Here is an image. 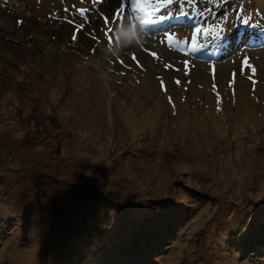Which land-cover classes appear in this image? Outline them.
I'll return each mask as SVG.
<instances>
[{"label":"rangeland","instance_id":"1","mask_svg":"<svg viewBox=\"0 0 264 264\" xmlns=\"http://www.w3.org/2000/svg\"><path fill=\"white\" fill-rule=\"evenodd\" d=\"M242 1L255 16L215 0L210 26L264 37ZM127 4L0 0V264H264V43L216 66L145 33L112 56Z\"/></svg>","mask_w":264,"mask_h":264},{"label":"clouds","instance_id":"2","mask_svg":"<svg viewBox=\"0 0 264 264\" xmlns=\"http://www.w3.org/2000/svg\"><path fill=\"white\" fill-rule=\"evenodd\" d=\"M115 36L118 38L115 45L109 44L105 51L112 56H119L122 49L132 44H140L145 36V29L134 18L129 17L124 23L118 24L115 29Z\"/></svg>","mask_w":264,"mask_h":264},{"label":"snow or ice","instance_id":"3","mask_svg":"<svg viewBox=\"0 0 264 264\" xmlns=\"http://www.w3.org/2000/svg\"><path fill=\"white\" fill-rule=\"evenodd\" d=\"M86 9H79V12L81 14L85 13ZM146 11V4L145 0H135V6L133 7V13L136 12H145ZM118 18L120 19L121 23L125 22V18L120 15V13H117ZM132 18H134V21L139 20L140 26L142 28H146L151 24V21L146 20L143 16H138V15H132ZM105 22L107 23V19L105 18ZM247 23V22H245ZM195 32L198 34L204 35L206 38L211 37L213 41H215L216 47H220L224 43V29L221 28L220 30L216 31L212 28V26L208 25L207 22L205 23V26H196L195 27ZM166 39L171 40L172 35L171 33H165ZM193 44L196 43V40L193 39ZM196 49H194L195 51ZM153 56H156V53H152ZM135 58V57H134Z\"/></svg>","mask_w":264,"mask_h":264},{"label":"trees","instance_id":"4","mask_svg":"<svg viewBox=\"0 0 264 264\" xmlns=\"http://www.w3.org/2000/svg\"><path fill=\"white\" fill-rule=\"evenodd\" d=\"M250 4V3H249ZM253 4V3H252ZM252 8H254V5H252L251 6ZM16 165H14V167H15ZM16 168V167H15ZM7 170H9V168L7 169ZM11 170V169H10ZM9 170V171H10ZM13 173V172H12ZM137 234V233H136ZM149 233H147V232H144V235H142V234H137L138 236H143V239H144V237L145 236H147ZM152 237V234L150 235V238ZM261 238V241L264 239V235L263 236H261L260 237ZM141 241H143V240H141ZM154 241V240H153ZM249 241H247V243H246V245L248 246L249 244ZM260 244H261V242H260ZM262 246L264 245V244H261ZM241 247H245V244L243 243L242 244V246ZM256 248V247H255ZM246 249V248H245ZM114 254H116V256H118L117 257V259H116V261H119L118 262V264H132L134 261H137V260H140L141 258H143V256L141 255V254H136V255H133V254H131L132 252H129V251H125L124 250V247L122 246V247H117V248H112V249H110ZM253 248H252V246H249V249L248 250H245V251H243L245 254H246V259L247 260H249L250 259V257L252 256V254H253ZM256 252H259V250L257 249V251L255 250V253ZM261 252H262V250H261ZM247 254L249 255V256H247ZM128 255V257L129 258H131V259H127L126 258V256ZM115 256V257H116ZM140 258V259H139ZM142 260V259H141ZM131 261V262H130ZM126 262V263H125ZM246 262V261H245ZM136 264H138V263H136Z\"/></svg>","mask_w":264,"mask_h":264},{"label":"bare ground","instance_id":"5","mask_svg":"<svg viewBox=\"0 0 264 264\" xmlns=\"http://www.w3.org/2000/svg\"><path fill=\"white\" fill-rule=\"evenodd\" d=\"M235 27H237V26H235Z\"/></svg>","mask_w":264,"mask_h":264}]
</instances>
